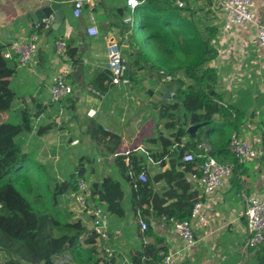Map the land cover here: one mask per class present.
Wrapping results in <instances>:
<instances>
[{"label": "trees", "instance_id": "obj_1", "mask_svg": "<svg viewBox=\"0 0 264 264\" xmlns=\"http://www.w3.org/2000/svg\"><path fill=\"white\" fill-rule=\"evenodd\" d=\"M184 1L186 5L183 8L168 0H144L132 9L124 1L115 8L116 17L121 21V37L117 43L121 48L124 40L128 42L127 47H122L129 67L128 83L131 84L137 74L146 71L156 73L159 79L170 75L169 80L162 82V87L174 94L171 100L160 97L156 103L157 118L158 121H164V129H159L158 122L157 134L146 138L145 142L159 143L168 154L173 152L175 155L170 160V167L153 176L146 174L144 182L138 179V175L146 173L145 155L135 150L115 154L121 134L104 128L95 120L89 122L88 134L105 154H115L113 159L119 177L108 174L100 180L87 183L85 165L92 162L87 156L77 159L71 172L58 173L55 167L41 165L22 152L13 140L20 131L28 130L42 136L49 131L68 127L48 117L39 119L46 110V104L41 101H34L32 108L25 106L18 124L7 122V110L25 96L12 86L16 69L7 65L3 56L5 45L0 42V264H55L53 256L64 252L71 253L78 264L112 262L115 253L107 257L92 231L88 232L87 246L80 243V235L86 230L85 221L70 219L72 212L62 205V197H69L71 192L77 190L79 179L88 184L89 205L102 207L113 218H123L128 210H132L137 236L141 239L151 238V241L141 244L136 251V258L132 256L130 263L125 264H161L160 251L167 252L168 247L164 238L153 230L152 220L162 215L179 220L190 217L193 205L202 197L197 188L192 189L186 174L199 178L200 166L207 156L202 149L197 148V144L206 141L210 145L211 156L221 161L219 156L226 153L229 142L225 147V143L211 138L212 133H221L227 128L224 121L215 120V116L230 115V105L213 99L217 98V76L215 69L208 64L216 55L211 42L215 39L216 27L211 21L212 17L207 16L208 11L202 19L196 14L202 7L190 9L189 0ZM83 8L87 13L96 12L95 6L89 8L85 4ZM130 14L142 16L139 24L141 36L134 33L131 21H123ZM110 25L115 23L109 22L101 30ZM131 29L133 33L125 37V33ZM47 30L39 22L26 35L36 33L42 36ZM150 40L158 41L153 52L145 46ZM64 41L73 71L79 67L78 59L75 58L77 50L67 40ZM42 51L41 47L38 48V55ZM111 78L109 70L103 69L91 88L101 92L112 83ZM191 113H196L203 123L194 134L186 131ZM238 114L234 112L233 120L236 118V122L241 121ZM183 137L185 141L178 150L175 144ZM185 152H192L193 159L183 161ZM230 155L231 161H235L234 156ZM158 181L165 183L160 193L154 189ZM83 214L87 221L91 220L87 212ZM140 220L147 222L146 229H141ZM255 256L260 264L264 263V249L256 250ZM178 264L191 262L184 260Z\"/></svg>", "mask_w": 264, "mask_h": 264}, {"label": "crops", "instance_id": "obj_2", "mask_svg": "<svg viewBox=\"0 0 264 264\" xmlns=\"http://www.w3.org/2000/svg\"><path fill=\"white\" fill-rule=\"evenodd\" d=\"M124 1L83 0L80 16L74 17L72 13L74 0H0V42L5 45L3 49L21 39L34 26L30 13L36 14L40 7L53 2L58 3V8L63 13L59 27L52 30L46 38L45 33L40 37L39 48L41 47L42 54L46 55L44 59L42 58L44 54L37 53L34 61L27 66H19L16 59H6L7 65L16 69L12 86L25 96L24 99L15 101L7 110L6 119L11 124H18L25 106L32 108L34 101L46 104V110L39 119L48 117L58 124L64 123L68 128L52 130L42 136L22 130L13 137L14 142L32 160L41 165L55 167L58 173L71 172L77 159L82 156L89 157L92 162L85 165L87 183L100 180L108 174L119 177L113 159L117 153H127L131 150L143 153L146 174L149 176L170 167V160L175 155L173 152L168 154L159 143L145 142L146 138L157 134L158 122L159 129L163 131L164 122L158 121L156 103L160 97L163 98L166 91L162 87V82L168 80L165 79L166 75L159 79L156 73L146 71L137 74L136 80L131 84L111 83L101 92L91 88L97 75L103 69H107V46L112 40L120 41L121 21L116 17L115 8L121 6ZM85 4L89 8L95 6L96 12L87 13L83 8ZM195 6L202 7V10L196 12L202 19L208 11L207 16L212 17L211 21L216 27L215 39L211 41L216 55L208 64L217 74L215 86L217 98L213 99L231 107L228 110L230 115L215 116V120L224 121L225 127L245 133L251 139L258 138L260 142L256 143V147L260 150V155L236 164L232 174L208 199L202 195L198 178L186 174L192 189L197 188L201 199L208 201V206L203 210L206 222L195 223L194 234L197 244L190 255L182 261L189 260L191 264H260L255 256L256 251L246 247L244 212L246 197L264 189V53L255 41L254 27L240 32L235 29V38L238 35L239 38L223 42L220 39L221 13L212 0H194L190 3V9ZM51 15L54 16L53 12ZM130 16L133 22L136 14ZM256 17L264 24V0H256ZM109 22L115 25H110L102 31V26ZM92 24L98 31L95 35L87 32ZM203 32L205 33V30ZM129 33H133L132 29L125 33V37ZM57 39H65L76 48L75 58L78 59L79 67L71 71V76L67 77L73 87L72 95L53 103L50 100L49 86L52 76L61 66V62L54 59V42ZM124 42L121 43V53L122 47L128 45L126 40ZM122 56L127 62L126 55ZM219 82L222 83L221 87L218 85ZM173 97L174 94L170 91L169 97L165 100ZM235 111L241 116L240 122H236V118L233 120ZM91 120L121 134V142L115 154H105L90 138L88 124ZM184 141L185 137L175 144V148L179 150V145ZM224 143L226 147L227 143ZM227 149L226 155L221 154L219 159L234 163ZM164 185L163 181H158L154 184V189L160 193ZM62 200L65 201L63 207H69V197H62ZM73 210L69 208L72 212L70 219L85 221L86 230L79 238L85 247L88 232L91 231L90 220L87 221L83 213L75 214ZM133 216L132 210H128L123 218L108 216V228L111 232L109 243L115 249L113 260L109 264L130 263L132 256L136 258V251L141 244L151 241V238L141 239L137 236ZM151 223L155 233L164 238L167 251L181 246L180 239L169 227L161 228L157 225L158 218L153 219ZM52 259L55 264H78L69 252L55 254Z\"/></svg>", "mask_w": 264, "mask_h": 264}, {"label": "built area", "instance_id": "obj_3", "mask_svg": "<svg viewBox=\"0 0 264 264\" xmlns=\"http://www.w3.org/2000/svg\"><path fill=\"white\" fill-rule=\"evenodd\" d=\"M144 0H125L126 4L132 9ZM175 6L183 8L186 5L184 0H168ZM194 0H189V4ZM216 9L221 13V32L220 39L225 42L227 39L235 41L236 30L246 31L250 27L256 29L255 41L264 53V24L260 23L256 17V0H212ZM83 0H74L73 15L79 17L81 14ZM132 17L127 15L124 21H131ZM44 29H49L54 22V16H44L39 21ZM38 22V23H39ZM37 23V24H38ZM88 34H97V28L94 24L87 29ZM40 37L36 33L23 36L21 39L12 42L6 49H3V56L6 59H16L19 66H27L37 56ZM54 59L61 62L59 70L52 76L49 86L50 100L55 103L61 99H65L72 95L73 87L68 82V75L71 73L73 66L67 53V45L64 40L57 39L54 42ZM107 69L111 73V81L113 84H126L129 82V67L122 56L119 44L112 40L107 46ZM165 79H170V75H166ZM257 140V142H256ZM259 139H251L245 133L237 130L230 135L228 142L229 153L234 156L235 162L218 161L208 153L210 145L206 141L197 144L207 155L202 162L201 176L198 178V184L202 188V195L209 198L221 187L224 180L228 178L236 164L252 160L260 155V150L256 147ZM183 161L193 159L192 152H185L182 156ZM194 177V176H193ZM141 182L146 181L147 175L141 172L138 175ZM90 190L88 184L79 179L77 182V190L69 195L70 204L75 207L78 212H87L91 216V231L96 235L101 249L107 257H111L115 249L110 245V233L108 229V214L100 206L88 204ZM208 206V201L203 199L197 201L191 210L188 219L167 218L162 215L158 218V226L161 228L169 227L172 232L181 241V246L172 251H160L162 255L161 264H178L194 249L197 244L194 228L195 223L204 224L205 214L204 208ZM245 219H246V247L252 251L264 249V189L256 191L248 195L245 199ZM141 229L147 228V222L140 220Z\"/></svg>", "mask_w": 264, "mask_h": 264}, {"label": "water", "instance_id": "obj_4", "mask_svg": "<svg viewBox=\"0 0 264 264\" xmlns=\"http://www.w3.org/2000/svg\"><path fill=\"white\" fill-rule=\"evenodd\" d=\"M58 3H50L49 5L42 6L39 9H37L36 14L34 12L30 13V17L33 20V24H37L39 19L50 15L52 12L54 14V22L52 23L51 27L45 32V38L47 35L52 31L59 27V25L62 22L63 19V13L61 9L58 8ZM54 10V11H53ZM170 91L166 90L163 94V99H167L169 97ZM189 126L187 127L186 131L189 134H194L195 130L202 124V122L199 121V117L196 113H191L188 121ZM211 155V151L208 153Z\"/></svg>", "mask_w": 264, "mask_h": 264}, {"label": "rangeland", "instance_id": "obj_5", "mask_svg": "<svg viewBox=\"0 0 264 264\" xmlns=\"http://www.w3.org/2000/svg\"><path fill=\"white\" fill-rule=\"evenodd\" d=\"M141 20H142V17H141V15L138 14V15H136L135 20H133V22H132V27L134 29V33L137 34L138 36H141V30L139 28V24H140V21ZM157 44H158V41L157 40H153V41L150 40V41H148L146 43L145 46H146L147 50L153 52L155 50V48L157 47ZM221 84H222L221 82L218 83L219 87H221ZM163 129H164V126H163ZM233 130L234 129L226 128L221 133L219 132V133H215L214 135H211V138L216 139L218 141H221V143H224V142L227 143L228 140H229V137H230L231 133L233 132ZM64 203H65V201L62 200V204L63 205H65ZM66 203H68V201ZM66 208H67V211H69V208H73L74 209L73 211H75V214L80 213V212H78V210L75 209V207L73 205L70 204V201H69V207L66 206Z\"/></svg>", "mask_w": 264, "mask_h": 264}]
</instances>
